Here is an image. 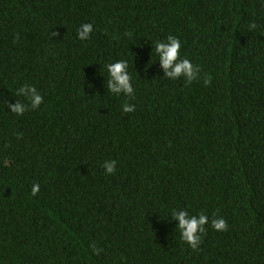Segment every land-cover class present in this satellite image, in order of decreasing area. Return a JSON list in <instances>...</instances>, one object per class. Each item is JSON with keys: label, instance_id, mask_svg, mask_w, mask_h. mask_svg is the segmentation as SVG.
I'll list each match as a JSON object with an SVG mask.
<instances>
[{"label": "trees", "instance_id": "1", "mask_svg": "<svg viewBox=\"0 0 264 264\" xmlns=\"http://www.w3.org/2000/svg\"><path fill=\"white\" fill-rule=\"evenodd\" d=\"M119 59L134 98L105 87ZM172 209L227 228L193 249ZM0 264H264V0H0Z\"/></svg>", "mask_w": 264, "mask_h": 264}, {"label": "clouds", "instance_id": "2", "mask_svg": "<svg viewBox=\"0 0 264 264\" xmlns=\"http://www.w3.org/2000/svg\"><path fill=\"white\" fill-rule=\"evenodd\" d=\"M250 28H255V24L250 25ZM93 32V25L91 23H84L78 30V37L81 40H87ZM153 51L158 57L160 68L164 72L167 79L179 80L184 78L187 82H192L197 79L200 74V68L194 65L190 59L181 57L182 42L174 36L168 35L164 40L157 41L154 44ZM153 54V52H152ZM106 68L107 77L105 87L108 93L117 96L124 95L134 98L133 76L129 70V62L126 59H119L102 65ZM211 82V77L204 79L205 85ZM18 95L24 96L30 104V107L38 108L43 102V97L38 93L34 86L27 84L23 85L17 90ZM29 108V105L17 100L16 103L10 105V112L16 115H23ZM122 110L133 112L135 105L124 103ZM117 162L115 160L106 161L103 164L106 174H113L116 170ZM32 194L35 195L39 191V185L32 186ZM171 219L178 221L176 228L180 231L181 239L186 242L191 248L196 249L202 241V235L206 232V225L217 231H223L227 228V223L223 218L212 219L209 222V217L203 213L190 214L186 209H172ZM94 251H98L93 246Z\"/></svg>", "mask_w": 264, "mask_h": 264}]
</instances>
